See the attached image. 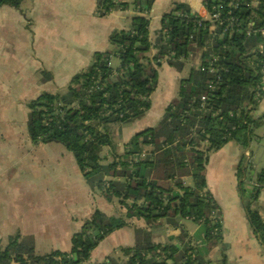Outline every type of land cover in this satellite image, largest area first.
<instances>
[{"label": "trees", "instance_id": "trees-1", "mask_svg": "<svg viewBox=\"0 0 264 264\" xmlns=\"http://www.w3.org/2000/svg\"><path fill=\"white\" fill-rule=\"evenodd\" d=\"M25 1L0 0V8L17 9ZM154 3L132 0L130 28L110 35L107 52L96 53L62 92L43 93L27 103L30 141L63 147L91 191L109 204L118 202L119 215L95 211L73 236L70 254L37 256L32 245L15 235L0 248V264H86L105 238L134 220H143L149 229L165 222L180 232L161 245L151 241L147 230H136L134 247L120 252L123 260L111 255L104 264H204L181 222H201V252L225 251L219 209L206 191L205 168L210 155L229 143L248 150L255 130L264 126V115L254 117L264 100V0H201L208 14L219 15L217 21L204 20L186 3H174L152 42L145 14ZM97 8L105 9L106 14L98 15L105 17L129 5L97 0ZM195 57L199 65L181 81L179 96L161 120L132 137L120 153L108 127L118 126L121 139L120 128L150 110L159 68L166 64L180 73ZM112 59L120 62L119 68H112ZM36 80L44 84L52 76L40 71ZM249 163L243 157L237 166V192L264 253V220L256 207L264 167L251 181ZM220 263L226 264L224 254Z\"/></svg>", "mask_w": 264, "mask_h": 264}, {"label": "crops", "instance_id": "crops-1", "mask_svg": "<svg viewBox=\"0 0 264 264\" xmlns=\"http://www.w3.org/2000/svg\"><path fill=\"white\" fill-rule=\"evenodd\" d=\"M174 3H186L194 13L206 17L201 0H155L145 14L152 42L161 28L162 16ZM25 8L20 18L7 16L0 23V248H5L11 237L19 235L20 242L32 245L37 256L52 252L70 254L72 238L81 231L84 222L95 211L108 217L119 215L118 202L109 204L91 191L73 156L63 147L34 145L30 141L26 128L27 103L43 93L57 94L66 89L75 74L92 64L96 53H105L111 48L108 40L112 33L130 28L135 13L130 7L100 17L97 0H29ZM199 62V57H195L187 69L197 67ZM161 67L171 83L159 91L158 79L150 110L140 120L120 128V153L132 137L154 128L168 104L179 96L181 74L166 64ZM40 71L49 73L52 80L39 83L36 76ZM262 115L264 100L254 117ZM243 157L248 162L251 155L239 145L229 143L210 155L205 168L206 191L219 209L225 251L214 248L201 252L199 225L180 223L197 244L204 264H221L222 254L226 264H264L263 249L252 235L237 192V166ZM258 171L250 169L248 178L252 181ZM256 207L264 220V189ZM136 230H147L151 241L161 245L180 232L165 222L149 229L143 220H134L130 226L105 238L86 264H104L111 255L123 260L120 252L134 247Z\"/></svg>", "mask_w": 264, "mask_h": 264}, {"label": "rangeland", "instance_id": "rangeland-1", "mask_svg": "<svg viewBox=\"0 0 264 264\" xmlns=\"http://www.w3.org/2000/svg\"><path fill=\"white\" fill-rule=\"evenodd\" d=\"M126 3L129 5V8L132 7V0H125ZM28 3L29 0L25 1L21 6L20 9H13V8H1L0 9V23L1 20L3 18H7V16L10 18H20V12L21 11H25V7H28ZM4 10H6L5 12H2ZM8 12V13H7ZM2 33V30L0 28V34ZM193 64V61L191 62L190 65ZM120 65V62L118 60L113 59L111 62V66L113 69H116L118 66ZM167 66V65H166ZM188 66L182 71L180 72L181 77L184 79L186 77L187 71L189 73V70L187 69ZM172 70L176 71L175 69L172 68ZM159 87L160 90L159 91H163V88L167 87V83H171L170 81H168V75L165 76L164 73V68L160 67L159 70ZM171 85V84H170ZM116 125H111L108 127V130L110 131V133L112 134V136L114 137V139L118 142V138H117V129L115 128ZM24 131H25V125H24ZM26 132V131H25ZM255 137L251 140V144L248 148V150H246L249 152V154L251 155L250 157V163H249V167L250 169L254 170L255 169H259V171L264 167V126L258 128L257 130H255ZM119 145L121 144L118 143ZM186 186L191 187L192 183L190 180L186 181ZM120 211V208H119ZM118 215H115V217ZM191 226H193L192 224H189ZM192 228V227H191Z\"/></svg>", "mask_w": 264, "mask_h": 264}, {"label": "built area", "instance_id": "built-area-1", "mask_svg": "<svg viewBox=\"0 0 264 264\" xmlns=\"http://www.w3.org/2000/svg\"><path fill=\"white\" fill-rule=\"evenodd\" d=\"M205 10V9H204ZM206 11V10H205ZM107 12L105 11V9H103V8H97V14L98 15H102V14H106ZM194 13V12H193ZM195 14H197V13H195ZM198 15V14H197ZM199 16V15H198ZM201 17V16H200ZM201 18H203V17H201ZM204 20H208V21H217L218 19H219V15H217V14H214V15H211V14H208L207 12H206V17H204L203 18ZM169 61L170 62H172V63H174L175 62V60L173 59V55H171V57H170V59H169ZM110 64H111V62H110ZM197 223L198 224H200L201 222L200 221H197ZM213 226V225H212Z\"/></svg>", "mask_w": 264, "mask_h": 264}]
</instances>
